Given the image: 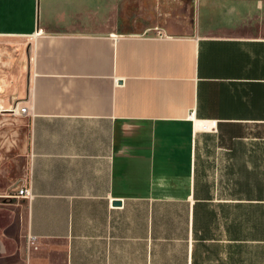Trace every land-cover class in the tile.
Segmentation results:
<instances>
[{
  "label": "crops",
  "instance_id": "crops-1",
  "mask_svg": "<svg viewBox=\"0 0 264 264\" xmlns=\"http://www.w3.org/2000/svg\"><path fill=\"white\" fill-rule=\"evenodd\" d=\"M0 264H264V0H0Z\"/></svg>",
  "mask_w": 264,
  "mask_h": 264
},
{
  "label": "built area",
  "instance_id": "built-area-1",
  "mask_svg": "<svg viewBox=\"0 0 264 264\" xmlns=\"http://www.w3.org/2000/svg\"><path fill=\"white\" fill-rule=\"evenodd\" d=\"M11 112H13V111H11ZM25 112H26V108L20 109L21 114H25ZM29 196H30V193H29L27 188H19V189H16L14 197H16V198H28ZM31 240H33V239H31Z\"/></svg>",
  "mask_w": 264,
  "mask_h": 264
},
{
  "label": "water",
  "instance_id": "water-1",
  "mask_svg": "<svg viewBox=\"0 0 264 264\" xmlns=\"http://www.w3.org/2000/svg\"><path fill=\"white\" fill-rule=\"evenodd\" d=\"M115 204H117V205H118V204H119V202H115Z\"/></svg>",
  "mask_w": 264,
  "mask_h": 264
}]
</instances>
